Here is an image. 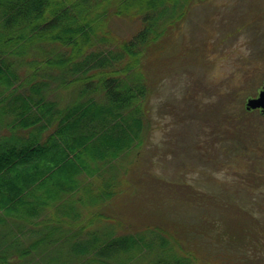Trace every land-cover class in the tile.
Listing matches in <instances>:
<instances>
[{"label": "trees", "instance_id": "1", "mask_svg": "<svg viewBox=\"0 0 264 264\" xmlns=\"http://www.w3.org/2000/svg\"><path fill=\"white\" fill-rule=\"evenodd\" d=\"M196 1L204 0H0V119L9 116L0 135V264H264V203L249 196L250 186L238 185L248 194L243 199L238 188L226 197L180 179L165 186L171 182L160 178L155 192L162 205L173 202L168 212L154 211L145 229L126 230L123 220L99 209L114 193L111 178L91 182L144 141L149 99L165 78L152 63L166 61V42L173 48L172 37ZM113 16L131 21L134 30L114 36ZM41 41L63 48L39 63L58 68L61 83L75 87L62 107L45 96L47 80H35L34 72L25 79L29 92L12 87L17 73L5 55H26ZM229 108L224 117L238 121L229 122L235 132L224 147L260 146L262 134L253 139L244 127L253 109L244 105L238 114ZM195 145L203 152L198 163L215 155L199 148L198 137ZM218 172L210 168V177ZM80 175L89 181L81 185ZM77 202L97 210L82 225L74 221ZM187 203L189 221V213L177 209ZM96 218L109 222L86 229Z\"/></svg>", "mask_w": 264, "mask_h": 264}, {"label": "rangeland", "instance_id": "2", "mask_svg": "<svg viewBox=\"0 0 264 264\" xmlns=\"http://www.w3.org/2000/svg\"><path fill=\"white\" fill-rule=\"evenodd\" d=\"M134 27L135 24L122 17L113 16L108 21L111 33L121 38L127 37ZM172 39L173 48L170 42H166V61L152 63L156 65L155 69L165 74V78L157 82L150 96L151 111L148 112L144 141L104 166L98 179L91 181L92 185L98 186L106 180L105 176L111 178L109 183L114 193L99 209L109 219L114 216L123 220L126 230L133 226L145 229L143 225L151 220L154 211L158 214L168 212L166 204L173 202L167 201L162 205L161 196L155 192L161 187V182L163 184L162 178L171 182H166L165 186H171L172 182L180 179L197 185L200 190L211 188L226 197L231 196V190L234 191L238 185L250 186L249 196L264 203V142L242 152L227 150L224 144L235 132V125L229 122L236 123L238 119L223 115L226 105L232 112L241 113L246 98L255 96L264 84V0L196 1ZM34 46L27 50L26 55H5L17 73L12 87H15L16 94L29 92L25 79L34 72L35 80H47L45 96L62 107L71 99L75 87L61 83L57 76L58 68L43 67L39 63L46 57L60 56L63 48L55 49L46 41ZM147 59L151 61L153 58ZM0 89H3L1 84ZM194 93L198 95L196 98ZM93 96L99 99L102 95L93 93ZM248 117L251 118L250 124ZM248 117L245 131L251 129L253 139L256 132L264 138V115L253 109ZM8 119L9 116L5 115L0 119V135L6 133L8 125L5 122ZM258 120L260 124L256 123ZM251 122L260 125V130ZM195 137L203 145L198 146L200 149L209 147L215 155L211 154L198 163L203 152L196 147ZM212 167L219 170L217 175L214 174L217 179L210 177ZM80 178V184L84 185L90 177L80 175ZM79 193L75 196L80 197ZM236 194L243 199L248 196L240 188ZM183 205L177 209L189 213V221L192 210L187 208L188 203ZM75 206L79 216L74 221L78 225L84 224L97 211L96 207L89 210L81 202ZM108 222L104 218H96L86 229H99ZM114 227L117 228L116 225ZM34 260L43 263L40 257L34 256Z\"/></svg>", "mask_w": 264, "mask_h": 264}, {"label": "water", "instance_id": "3", "mask_svg": "<svg viewBox=\"0 0 264 264\" xmlns=\"http://www.w3.org/2000/svg\"><path fill=\"white\" fill-rule=\"evenodd\" d=\"M245 107L247 109H260L264 111V84L255 96L246 98Z\"/></svg>", "mask_w": 264, "mask_h": 264}]
</instances>
